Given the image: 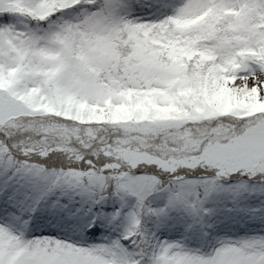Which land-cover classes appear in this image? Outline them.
<instances>
[{"label":"snow or ice","instance_id":"1","mask_svg":"<svg viewBox=\"0 0 264 264\" xmlns=\"http://www.w3.org/2000/svg\"><path fill=\"white\" fill-rule=\"evenodd\" d=\"M0 264H264V0H0Z\"/></svg>","mask_w":264,"mask_h":264}]
</instances>
